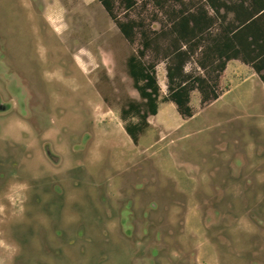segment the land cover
Instances as JSON below:
<instances>
[{"label": "rangeland", "instance_id": "obj_1", "mask_svg": "<svg viewBox=\"0 0 264 264\" xmlns=\"http://www.w3.org/2000/svg\"><path fill=\"white\" fill-rule=\"evenodd\" d=\"M139 47L97 0H0V264H264V84L231 60L183 117L160 60L134 144L120 108Z\"/></svg>", "mask_w": 264, "mask_h": 264}, {"label": "trees", "instance_id": "obj_2", "mask_svg": "<svg viewBox=\"0 0 264 264\" xmlns=\"http://www.w3.org/2000/svg\"><path fill=\"white\" fill-rule=\"evenodd\" d=\"M97 1L125 40L139 38L140 47L125 60L139 99L129 98L120 108L123 128L134 144L149 126L147 117L157 113L155 66L160 60L166 61V100L183 117L192 116V90H198L202 105L219 97L216 81L231 60L249 66L264 84V7L259 0H140L141 7L150 4L164 15L157 30L146 26L143 17L130 15L137 0ZM147 51L152 60L145 62ZM191 59L201 73L185 70Z\"/></svg>", "mask_w": 264, "mask_h": 264}, {"label": "crops", "instance_id": "obj_3", "mask_svg": "<svg viewBox=\"0 0 264 264\" xmlns=\"http://www.w3.org/2000/svg\"><path fill=\"white\" fill-rule=\"evenodd\" d=\"M259 6L264 7V0H259Z\"/></svg>", "mask_w": 264, "mask_h": 264}]
</instances>
